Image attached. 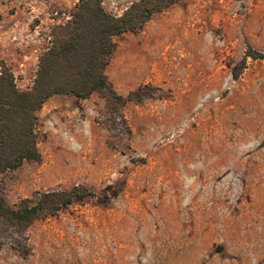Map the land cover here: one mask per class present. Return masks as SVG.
<instances>
[{
  "label": "rangeland",
  "instance_id": "rangeland-1",
  "mask_svg": "<svg viewBox=\"0 0 264 264\" xmlns=\"http://www.w3.org/2000/svg\"><path fill=\"white\" fill-rule=\"evenodd\" d=\"M78 1L0 0V65L18 88ZM115 41L108 81L141 100L51 96L40 159L0 175L14 208L47 190L92 196L4 227L0 264H264V0H180Z\"/></svg>",
  "mask_w": 264,
  "mask_h": 264
},
{
  "label": "trees",
  "instance_id": "trees-1",
  "mask_svg": "<svg viewBox=\"0 0 264 264\" xmlns=\"http://www.w3.org/2000/svg\"><path fill=\"white\" fill-rule=\"evenodd\" d=\"M180 0H136L120 15L108 12L103 0H79L70 18L53 26L51 45L38 57L33 83L26 89L16 86L11 69L0 65V175L20 167L24 161L40 159L36 142L38 111L56 94L87 98L101 93L112 102L124 104L131 95L141 100L140 88L126 98L115 93L106 75L117 48L115 37L136 29L156 13ZM246 56L260 55L249 49ZM234 79L239 73L233 72ZM92 196L86 188L47 190L35 199L25 198L14 208L0 196V246L4 227L24 232L34 221L45 219L75 199Z\"/></svg>",
  "mask_w": 264,
  "mask_h": 264
}]
</instances>
